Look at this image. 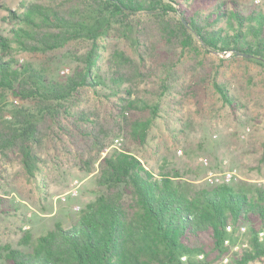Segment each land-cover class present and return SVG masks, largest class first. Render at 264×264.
I'll list each match as a JSON object with an SVG mask.
<instances>
[{
  "label": "trees",
  "instance_id": "obj_1",
  "mask_svg": "<svg viewBox=\"0 0 264 264\" xmlns=\"http://www.w3.org/2000/svg\"><path fill=\"white\" fill-rule=\"evenodd\" d=\"M6 12L0 156L15 155L32 177L44 142L63 133L95 153L88 165L126 131L131 145H149L164 96L179 110L181 97L194 89L188 82L196 70H176L187 53L197 60L224 51L264 68V0H20ZM70 44L78 45L69 54L74 68L58 79L54 54ZM20 52L44 61L19 63ZM154 62L158 72L149 67ZM149 76L159 79L155 101L140 89ZM211 85L241 125L253 119L224 78L216 73ZM86 88L114 101L112 123L77 108ZM134 112L142 115L129 119ZM180 128L170 130L180 136ZM255 169H264V156ZM180 176L167 159L156 169L131 147L113 149L99 158L94 197L70 224L56 221L34 237L27 232L16 246L1 244L0 264H264V180L234 177L195 188ZM6 206L0 196V211L8 212Z\"/></svg>",
  "mask_w": 264,
  "mask_h": 264
},
{
  "label": "rangeland",
  "instance_id": "obj_2",
  "mask_svg": "<svg viewBox=\"0 0 264 264\" xmlns=\"http://www.w3.org/2000/svg\"><path fill=\"white\" fill-rule=\"evenodd\" d=\"M19 1L0 0L1 32L9 27L4 19L6 7L16 6ZM77 47V44H70L67 49L54 54L58 58V64L52 69L53 76L63 79L72 73L74 63L69 54ZM177 53L179 49L176 50ZM103 54L106 56L107 51H103ZM182 57L185 63L177 65L176 70H196L195 77L188 82V86L194 89L189 94L186 93L185 98L181 97L182 106L179 110L172 111L169 105L173 98L164 96V106L154 123L156 126L149 131L150 140L146 147L131 145L126 131L121 136H113L97 158L88 165V160L95 153L87 147L83 149L82 140L63 133L61 138L58 135L48 138L40 148L39 156L43 162L40 163L36 177L25 172L15 155L0 156V196L7 198L5 208L8 210L0 211V245L9 243L16 246L27 232L34 237L51 228L56 221L70 224L79 207L94 197L99 158L113 149L131 147L148 165L156 169L167 159L169 165L179 170L180 177L195 188L207 184L205 174L208 169H235V178L263 182L264 169L257 171L255 166L264 156V68L256 63L231 59L229 53L224 51L200 56L197 58L200 61L193 60L188 53ZM16 59L19 63L44 61L42 55L28 52L16 54ZM222 59L228 60L224 62ZM104 62L100 63L105 65ZM149 67L155 72L160 69L158 62L150 63ZM65 68L68 71L62 74L61 70ZM216 73L219 79L226 80L234 96L246 104L247 113L253 118L246 125L239 123L230 108L213 90L211 79ZM186 76L189 77L188 74ZM158 82L159 79L149 76L140 85L145 99L155 101L153 94L156 93ZM174 88L180 87L174 85ZM79 97L78 109L91 111V114H102L103 118L112 123L114 101L94 94L90 88L81 91ZM0 100L3 101L1 96ZM6 100L22 103L10 95ZM139 113L142 115L141 112H134L129 113L128 117L133 119ZM4 117L10 116L5 113ZM164 125L181 127L184 132L174 137L176 135H173L171 127L166 129ZM246 127H249L247 132ZM75 180L78 192L72 196L69 190Z\"/></svg>",
  "mask_w": 264,
  "mask_h": 264
},
{
  "label": "built area",
  "instance_id": "obj_3",
  "mask_svg": "<svg viewBox=\"0 0 264 264\" xmlns=\"http://www.w3.org/2000/svg\"><path fill=\"white\" fill-rule=\"evenodd\" d=\"M255 2H259V0H255ZM65 71H68V68L62 69L61 73L64 74ZM245 131H249V127L245 128ZM204 163H206L205 160H203ZM236 174V170L235 169H225L222 171H218V170H213V169H208L206 174H205V180L208 184H217V183H221V182H229L230 180H232L234 178V175ZM78 192V183L75 180L74 181V185L71 187V189L69 190V193L72 196L77 195ZM75 209H77V207H75ZM228 230H230V226L227 227ZM245 230V227L242 226L240 228V231L243 232ZM260 235H262V232H260ZM227 242V240H226ZM237 246H235L234 248L236 249ZM199 257H201V255H199ZM184 258V256L182 257ZM227 261V258L225 257L222 262L225 263Z\"/></svg>",
  "mask_w": 264,
  "mask_h": 264
}]
</instances>
